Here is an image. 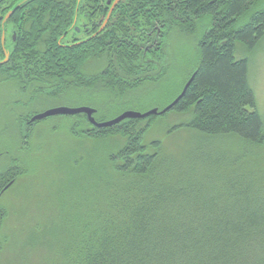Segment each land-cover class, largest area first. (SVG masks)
<instances>
[{"label": "trees", "instance_id": "16d2710c", "mask_svg": "<svg viewBox=\"0 0 264 264\" xmlns=\"http://www.w3.org/2000/svg\"><path fill=\"white\" fill-rule=\"evenodd\" d=\"M21 1L0 0V16ZM90 1L32 0L22 5L14 14L28 15L22 17L19 43L2 65V82L12 81V71L22 78L50 75L45 81H24L18 87L26 93L33 92L28 88L32 86L35 95L47 94L53 100L68 95L81 100L86 95L93 103L105 98L112 106L128 95H153V88L172 73L164 45L168 47V29L173 27L177 38L204 32L202 39L195 35L198 50L193 59L186 55L187 59L178 60L192 61L185 66L186 76L169 105L196 75L185 96L161 115L128 119L104 129L93 126L83 113L56 116L72 118L68 132L76 140L99 145L120 135L124 144H109L103 153L91 156H75L77 167L67 175L74 173L77 180L63 186L86 182L87 189L74 194L68 188L60 190L52 212L30 214L32 239L26 246H39L45 252L40 253L41 264H264V171L256 158H230L208 144L234 137L246 146H264V117L249 78L250 61L236 56L237 43L253 52L264 39V7H258L264 0H123L126 25L144 27L142 34L135 29L130 35L137 34V40L121 42L119 34L101 35L79 47L62 48L58 40L67 29L65 19L72 21L75 9ZM191 15L198 17L189 20ZM157 25L162 29L161 44L146 52L147 43L157 38ZM35 43L40 48L28 47ZM93 62L97 74L87 75L85 68ZM28 109L26 101H17L14 114L8 116L17 120L27 144L35 126L50 119L39 120L30 129L26 120L34 114ZM96 110L94 118L102 122ZM172 113L190 116L173 130L187 128L202 138L182 163L162 157L160 142L145 145L153 124ZM4 169L0 166V255L8 241L5 228L6 237L12 231L1 200L22 174L20 167Z\"/></svg>", "mask_w": 264, "mask_h": 264}, {"label": "rangeland", "instance_id": "374dc122", "mask_svg": "<svg viewBox=\"0 0 264 264\" xmlns=\"http://www.w3.org/2000/svg\"><path fill=\"white\" fill-rule=\"evenodd\" d=\"M262 6L264 7V1L258 5V7ZM193 33L194 31L191 32L189 37H187L188 35L180 36V38L175 40L177 41L176 43L174 41L175 50L173 51V61L169 70L171 73L175 69V76L173 77L174 72L171 75L167 73L161 80L160 85L153 88L155 93L153 95H145L142 93L128 95L126 99L123 98L120 100L123 103L116 106H112L109 100L105 98L91 103V101L87 100L89 96L84 95L83 99L81 98L80 100L78 97L68 95L67 97H61L59 100L48 98L47 102L37 99L35 102H30L28 110L42 113L47 112L48 109L59 107L69 109L82 107L97 108L99 109L97 118L102 120L100 123L114 120L117 116L127 111L136 113H148L155 109L161 111V109L169 106L172 96L180 88V79L186 76L185 66L192 61L190 60L187 64H183L182 60L186 58V55L187 58L191 59L195 48L198 50L196 46L198 42L195 40L196 42L194 44L192 37L196 39L195 35L199 37L201 35H194ZM199 37L198 40L203 38V36ZM236 45V56L239 58H247L250 61L249 78L253 89L256 91L258 109L264 117V39L253 52H248L239 43ZM181 57L183 59L178 63ZM195 58L199 60L196 54ZM14 98L13 84L9 82L0 83V110L7 108L5 104L8 103L9 99L14 101ZM13 104L11 105L12 110L14 108ZM170 115L169 117L161 116L153 124L151 130L144 138L145 145L150 146L153 142H160L161 147L159 150L161 151L162 157L182 163L185 161L188 153L191 152L192 147L197 144V141L202 140V138L197 135L195 136L187 128L173 130L175 126L182 125L188 121L190 116L187 114L177 115L175 113ZM11 121L12 119L8 115L0 118V166L5 169L16 170L20 167L22 174L21 177L16 179V183L8 189L1 200L4 208L10 215L6 223L7 228L10 227L13 233L9 231L10 237H6L8 229L5 228L4 237L8 241L3 246L4 248L0 255V264H41L40 253L45 254V252H42L39 246H26L32 239L30 234L33 220L31 218L29 219L30 214L34 212L38 216L41 214V211L49 209L52 212L60 200L58 199L60 190L63 191L68 188L71 191L70 194H74L80 191L83 193L87 189L86 182L82 184L80 181L79 187H77V182L74 187L69 186L66 188V186H63L64 183H74L77 180V176H74V173L70 176L67 174L71 172L70 170L77 167L73 161L76 159L75 156L78 153L82 155L85 153L84 155L91 156L95 155L96 152L103 153L107 145L121 147L124 142L120 135L111 136V138L106 139L109 143L103 140L99 145H94L92 141L85 142L76 140L68 132L73 121L72 118L50 117L48 121H43V123L37 125L36 129H33L32 137L28 140V144L25 143L24 145V137L22 136L21 139L16 128L18 123L15 121V118L14 121ZM14 122H16V126ZM16 143L19 146V149L17 148L18 152L16 150L18 146L15 147ZM208 144L211 150L225 152L230 158L232 155L241 158L242 156L250 159L256 158L259 167L264 171V146H246L234 137L219 139L217 143L216 141H211ZM149 150L150 153L155 151L153 148ZM198 176L199 174L194 177ZM71 177L72 180H69ZM24 204H27V207L22 208L25 206ZM8 242L9 245H7Z\"/></svg>", "mask_w": 264, "mask_h": 264}, {"label": "flooded vegetation", "instance_id": "af4514ba", "mask_svg": "<svg viewBox=\"0 0 264 264\" xmlns=\"http://www.w3.org/2000/svg\"><path fill=\"white\" fill-rule=\"evenodd\" d=\"M83 0H78V2L82 3ZM116 0H91L89 2L88 5H84L83 6H79L77 7V9H75L74 14H73V20L69 22V18L65 19V24H67V29H65L66 31L60 36L59 38V42L58 45H60L62 48H69V47H79L80 45H84L87 43H90V41H92L93 38L95 39H99L101 38V35H104L105 37H111V35L113 34H119V36H121L120 41L123 42L125 39L132 41L133 40H137L138 38H136V35H132V38L130 37V35L133 33V31H135V29H138L140 31V34H142V28L144 27H128L127 21L125 19V5L121 4L122 2L118 3L117 6L113 9L112 13L110 14L111 8L113 6V3ZM123 1V0H122ZM178 2H183V3H188L189 1L187 0H177ZM80 3V4H81ZM137 4H140L137 3ZM145 4H149V5H153L154 3H150V2H145ZM144 4V5H145ZM117 12V13H116ZM40 13V12H38ZM26 15H28L27 13H21V14H13L12 17L8 20L7 24L5 25V29L3 30V26L1 24V35H0V83H2V69L5 66V63L8 62L11 54L13 53V49L15 47V45L17 44V42L19 43L20 39H21V32L22 28L24 26L25 20H23L22 17H25ZM115 15H119L122 16L119 19L116 18ZM0 16V19L5 18ZM192 17L197 18L198 16L195 15H191L188 16V19L190 20ZM206 17V16H205ZM205 17H202V20L205 19ZM2 20V21H3ZM68 23H70V26H68ZM64 24V25H65ZM140 25H142L141 23H139ZM112 26V27H111ZM148 27V26H147ZM155 29H157L158 33L156 35V40H154L153 42L149 41L147 43V45L145 46L146 52H150L151 50H154L158 44H159V39H160V34L162 32V29L160 28L159 25L154 27ZM104 32H106L107 34H105ZM169 32V44L168 47L166 45L165 46V51L166 53H168L169 55V59H170V63L169 65H171L173 59V51L175 50L174 47V41L177 38V36H175V31H174V27L173 28H169L168 29ZM204 30L202 31V29H200L199 34H203ZM151 35V34H149ZM182 35L184 34H180V36L182 37ZM149 37V36H148ZM189 37V35L187 36ZM26 38V37H24ZM115 40V38H112ZM110 39L109 43H112L113 40ZM171 40L172 43H171ZM192 40L195 44V39L194 37H192ZM135 42V41H134ZM177 41H175L176 43ZM108 43V44H109ZM161 44V43H160ZM159 44V45H160ZM23 47V46H22ZM21 47V48H22ZM29 48H40V46H38L36 43L34 45H29ZM18 48V47H17ZM20 48V49H21ZM17 50V49H16ZM160 50V49H159ZM145 52V54H146ZM92 61V60H91ZM149 61L153 62L156 64L155 60L149 59ZM39 63V64H38ZM38 65L41 66H45L46 64L42 63V62H38ZM93 64L96 65V67H92V63L85 68V73L87 75H94L97 74L98 71V65L93 62ZM94 66V65H93ZM175 71V69H174ZM172 71V72H174ZM175 76V72L173 73V77ZM11 80L9 83L13 84V93H14V101L10 100L8 101V103L5 104V106H7V108H2L0 111V118L6 117V115H13L14 113L11 105L13 104V107H15V104L17 101L20 100H24L27 102V104L30 106V97L34 98L35 101L37 99H41L44 100L45 102L48 101V98L50 99V96L45 94H36L35 95V90L32 89V86H28V88H30L33 92H31L29 89L28 91L25 93L23 92L19 87L18 84L19 83H23L25 82H29V83H34L36 84L38 81H42V80H47L50 78V75H46V76H40V75H35V76H24L23 78L20 76V74L16 71H12L11 74ZM5 89V88H4ZM95 91V89L93 90ZM27 93L30 95V97H28ZM47 95V96H46ZM10 104V105H8ZM14 109V108H13ZM53 109V108H51ZM11 110V111H10ZM50 110V109H48ZM15 112V111H14ZM48 112V111H47ZM42 113H46V112H42ZM40 112H33V116L26 120V124L29 126L30 129H32V127H34L36 125L37 122L32 123L31 120L33 117L37 116V114H42ZM4 114V115H3ZM15 121L17 122V120L15 119ZM16 122H14V125L16 124ZM18 123V122H17ZM19 124V123H18ZM17 125V124H16ZM15 125V126H16ZM38 125V124H37ZM37 127V126H35ZM17 131L19 133V135L25 138V135L22 133V128L20 127V125L16 126ZM25 145V142H24ZM18 146L17 143L15 144V147ZM19 147V146H18Z\"/></svg>", "mask_w": 264, "mask_h": 264}, {"label": "water", "instance_id": "95a60500", "mask_svg": "<svg viewBox=\"0 0 264 264\" xmlns=\"http://www.w3.org/2000/svg\"><path fill=\"white\" fill-rule=\"evenodd\" d=\"M32 0H22L21 3H19L12 11H10L9 14L6 15V17L3 20V27L5 26V24L8 22V20L11 18V16L17 11L19 10V8L30 2ZM122 2V0H116L113 3V6L111 8L110 14L112 13L113 9L117 6L118 3ZM4 29V28H3ZM196 74H193L192 78L189 80V82L185 85V87L183 88L182 94L175 99L171 105H169L168 107H166L165 109H163L161 112H159V110L155 109V110H151L148 113H136V112H132V111H127L126 113H123L119 116L116 117V119L111 120V121H107L105 123H100L98 122L95 118H94V114L96 113V109H92V108H88V107H82V108H66V107H59V108H54V109H50L48 110V112L46 113H42V114H37V116L33 117L31 122L35 123L39 120H44V119H48V117H56V116H71V115H80V114H85L87 116V118L89 119V121L91 122V124L97 128L100 129H104L105 127H112L117 125L118 123H121L125 120L128 119H144V118H148L150 117V115H161L164 113H167L169 111L172 110V108L177 105V103L183 98V96H185V94L187 93L186 91L188 90V88L191 86V84L193 83V79L195 77ZM10 185H8L7 187H9Z\"/></svg>", "mask_w": 264, "mask_h": 264}]
</instances>
